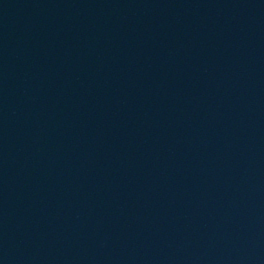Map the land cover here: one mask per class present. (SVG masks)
<instances>
[{"label":"water","instance_id":"1","mask_svg":"<svg viewBox=\"0 0 264 264\" xmlns=\"http://www.w3.org/2000/svg\"><path fill=\"white\" fill-rule=\"evenodd\" d=\"M0 264H264V0L1 237Z\"/></svg>","mask_w":264,"mask_h":264}]
</instances>
